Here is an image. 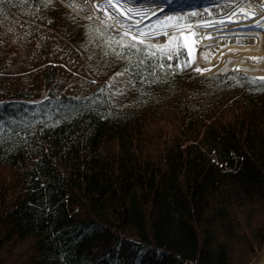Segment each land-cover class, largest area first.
I'll return each mask as SVG.
<instances>
[{
    "label": "trees",
    "instance_id": "trees-1",
    "mask_svg": "<svg viewBox=\"0 0 264 264\" xmlns=\"http://www.w3.org/2000/svg\"><path fill=\"white\" fill-rule=\"evenodd\" d=\"M80 4L0 0V264H253L264 80L149 59Z\"/></svg>",
    "mask_w": 264,
    "mask_h": 264
},
{
    "label": "bare ground",
    "instance_id": "bare-ground-1",
    "mask_svg": "<svg viewBox=\"0 0 264 264\" xmlns=\"http://www.w3.org/2000/svg\"><path fill=\"white\" fill-rule=\"evenodd\" d=\"M206 1L183 0V2L178 3L177 0H120V4L116 8L102 9L108 16L113 17L112 25L117 30L121 29V23L127 29L139 21L138 27L148 32L150 30L145 28L148 27L149 22L154 21L157 17L162 18L164 15H170V13H179L184 16L183 18L189 19L188 13L192 11L193 4L197 3L202 8ZM229 1L233 5L241 2L232 12L221 18L194 21L186 19L185 22L180 23L185 26L191 24L192 31L196 33L187 41V49L193 66L205 72L224 71L226 73L231 70H238L264 78V0ZM105 2L106 0H95L94 3L98 7ZM113 2L115 3V0ZM159 6H163V11L159 10ZM128 8L133 11L127 12ZM138 10L144 12L145 15H139ZM153 12L156 14L153 15ZM205 23L210 26L202 27L201 25ZM163 30L169 31V34L177 31L175 28H162L161 31ZM131 35H137V41L142 38L135 29L129 36ZM185 35H189V33L185 32ZM201 37L211 38L200 39ZM163 38V35L149 36L145 42H155ZM193 40L198 42L193 43ZM261 264H264V261Z\"/></svg>",
    "mask_w": 264,
    "mask_h": 264
},
{
    "label": "snow or ice",
    "instance_id": "snow-or-ice-1",
    "mask_svg": "<svg viewBox=\"0 0 264 264\" xmlns=\"http://www.w3.org/2000/svg\"><path fill=\"white\" fill-rule=\"evenodd\" d=\"M120 4V0H115V3L113 2V0H106L105 4L103 5H99L98 7L107 9V8H116L117 5ZM72 6V5H70ZM121 7H123V5H121ZM159 10L163 11V6H159ZM133 10L131 8L127 9V12H132ZM241 11H243V9H241ZM138 14L143 16L145 15L144 12L139 11L138 10ZM156 13L153 12V15H155ZM247 15V13H245ZM193 16L196 15V13L192 14ZM89 19H91V17H89ZM108 19H113L112 16H109ZM184 19L183 17H173V16H169L166 19L160 21L158 23L157 26H155L154 29L145 32L143 30H141L138 27L139 21L136 22V24L128 27L127 29L124 28L123 23H121V31H123L124 37H128L133 29H135L136 33L139 34L140 37H142L141 39L138 40V44L144 45L145 44V39L148 38L149 36H159V35H163L164 37L167 38V43L165 45L159 46L157 47L156 45H145V50L147 51V58L151 59V58H156L158 57V55L163 56L164 58H166L167 60L171 61L173 59V53H175L176 57H177V64H176V68L178 70L182 69L183 67H190L192 60L190 59H185L184 64L182 65L179 62V56L181 51L185 50L188 47L187 41L196 35V33L194 31H192V26L191 24L188 25H181L180 24V20ZM222 23V21H221ZM202 27H208L210 26L208 23H205L203 25H201ZM167 29V28H175L177 30V32L179 33L177 34H169V31L167 30H163L161 31V29ZM185 32H188L189 35H185ZM205 38H211V37H201L200 39H205ZM137 35H131V41H137ZM116 43L118 46L120 47H128L129 49H138L137 47V43H132V42H125L123 40V38H121L120 40H116V41H111L109 40V46H111L112 43ZM198 41L193 40V43H197ZM113 51L115 52V49H113ZM207 59V57H205ZM165 65L163 63H159L156 65H153V71H155L156 68H159L161 71H163ZM168 67L171 68L172 65L168 64ZM195 71H201V69L196 68ZM124 73H117V75H123ZM261 80H264V78H260ZM253 83H255V80H253Z\"/></svg>",
    "mask_w": 264,
    "mask_h": 264
},
{
    "label": "rangeland",
    "instance_id": "rangeland-1",
    "mask_svg": "<svg viewBox=\"0 0 264 264\" xmlns=\"http://www.w3.org/2000/svg\"><path fill=\"white\" fill-rule=\"evenodd\" d=\"M94 2H95V0H82V2H81L82 4H80V9L81 10L88 9L89 12L91 13V16L94 18V20L96 21L97 24L104 25V27H106L108 29L110 28V30L114 33L123 34V32H121L120 30H117L112 25V19H108L109 16L105 12V10H103L101 7L100 8L97 7ZM177 2L181 3V2H183V0H181V1L177 0ZM238 4L233 5L229 0H210V1L207 0L205 6H203L201 8V6H199L197 3H194L192 11L188 13L190 18L187 20H193L194 21V20H208L211 18H213V19L221 18L224 15H227L228 13L232 12ZM193 13H196V15L193 16L192 15ZM77 14H80V13L77 12ZM175 14L170 13V15H164V17H162V18L157 17L154 21L149 22L148 27H146L145 29L155 28V26H157L160 21L166 19L169 16L176 17L178 15L179 17H184L179 13H177L176 15ZM83 18H85V17H83ZM85 19L93 21L92 18L91 19L85 18ZM185 21L186 20H184V21L181 20L180 23H183ZM174 33L177 35L179 34L177 31H175V32L170 33V35H172ZM128 37L131 38V36H128ZM147 41H149V40H147ZM148 43L165 44V43H167V38L164 37L163 39H160L159 41L158 40L155 42L151 41ZM185 50H186L188 59L191 60L188 49L186 48ZM191 66H192V68L196 69V67L193 66V63H191ZM233 71H235L237 73H242V71H238V70L237 71L233 70ZM199 72H201L203 74L215 73V72H205V71H199ZM217 74H219V73H217ZM246 74H249V73H246ZM249 75H251V74H249ZM252 76H255V75H252ZM255 77H258V76H255ZM259 78H261V77H259ZM262 261H264V251L262 252V257L259 258L258 260H256L253 264H261Z\"/></svg>",
    "mask_w": 264,
    "mask_h": 264
},
{
    "label": "water",
    "instance_id": "water-1",
    "mask_svg": "<svg viewBox=\"0 0 264 264\" xmlns=\"http://www.w3.org/2000/svg\"><path fill=\"white\" fill-rule=\"evenodd\" d=\"M215 73H225V72H224V71H221V72H220V71H218V72H215Z\"/></svg>",
    "mask_w": 264,
    "mask_h": 264
}]
</instances>
